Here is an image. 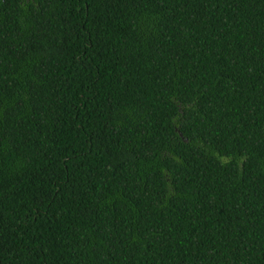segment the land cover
Here are the masks:
<instances>
[{
    "label": "trees",
    "instance_id": "obj_1",
    "mask_svg": "<svg viewBox=\"0 0 264 264\" xmlns=\"http://www.w3.org/2000/svg\"><path fill=\"white\" fill-rule=\"evenodd\" d=\"M0 264H264V0H0Z\"/></svg>",
    "mask_w": 264,
    "mask_h": 264
}]
</instances>
